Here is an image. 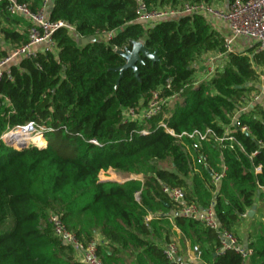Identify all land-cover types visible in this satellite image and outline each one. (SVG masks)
I'll list each match as a JSON object with an SVG mask.
<instances>
[{
	"label": "trees",
	"instance_id": "trees-1",
	"mask_svg": "<svg viewBox=\"0 0 264 264\" xmlns=\"http://www.w3.org/2000/svg\"><path fill=\"white\" fill-rule=\"evenodd\" d=\"M15 1L32 11L42 4ZM145 1L153 10L186 0ZM7 5L0 0V35L7 45L0 46V59L28 40V21L10 16ZM50 7L51 22L68 23L82 39L94 40L78 43L58 29L55 52L14 62L10 74L1 75L0 136L32 122L42 139L21 148L0 140V264H84L53 234L49 211L84 244L98 234L103 264H182L169 262L160 245L174 238L179 257L197 255L194 264H241L233 251L216 253V234L180 216V205L167 198L163 185L183 189L185 202L201 209L213 204L218 223L235 235L240 218L258 201L245 246L252 250L249 264H264L262 54L254 48L228 52L209 79L197 82L196 64L222 51L223 37L206 17L144 26L134 22L135 0H51ZM104 31L115 32L107 42L97 37ZM137 40L158 61L142 58L138 76L124 70L116 87L114 69L125 62L117 51ZM156 91L159 98H174L149 120L126 117V110L140 111ZM255 95L260 99L247 107ZM234 118L246 132L233 128ZM207 129L212 135L194 150L184 134ZM18 135V143L31 140ZM167 159L171 169L156 164ZM108 170L141 178L100 181ZM222 171L215 186L213 177Z\"/></svg>",
	"mask_w": 264,
	"mask_h": 264
},
{
	"label": "built area",
	"instance_id": "built-area-1",
	"mask_svg": "<svg viewBox=\"0 0 264 264\" xmlns=\"http://www.w3.org/2000/svg\"><path fill=\"white\" fill-rule=\"evenodd\" d=\"M6 1L8 2L6 11L10 16H20L28 21V26L25 29L28 40L22 46L8 49L7 56L0 59V78L3 73L7 76L10 74L8 69L14 62L33 59L42 51L55 52L56 44L53 40V34L58 29H66L70 34L75 36L78 41L82 42L83 39L77 35L75 28L72 25L63 21L51 22L48 19V10L51 0H42L41 7L36 11H32L28 5L18 3L15 0ZM135 2L136 17L134 22L144 26H154L160 21L176 20L182 16L196 14L206 17L209 22H211L213 18H217L219 21L223 22L227 30L226 33L222 35V51L208 55L207 59L215 58L221 63L228 52H243L242 40L251 41L252 43L248 48H254L256 53H260L264 57V0H229V5L226 9L215 7V0H186L174 7L153 10L149 8L145 0H135ZM1 26L2 21L0 19V27ZM114 33V31H104L97 37L102 41L107 42ZM216 67L217 66H209L207 71L200 78H198L197 75L195 80L197 82L206 81L215 72ZM262 71L264 72V66L262 67ZM261 80L263 84L261 89L264 91V75L261 76ZM166 84V87L169 88L168 80L166 81ZM158 93L159 91L154 92L152 98L149 99L140 111L137 108L126 110V117L145 121L149 120L161 110L162 106L170 103L174 98V96L159 98ZM259 99V95L253 96L247 107L249 106L251 108L252 103ZM241 110L245 111L246 107ZM232 124L233 128H239L241 131L246 132V128L241 127L236 118H234ZM160 126L173 134L163 122ZM9 131H14L15 134L10 138L2 139V136L5 135L6 132L0 136V140L14 148L19 147V143L15 140V138L19 136L18 134H26L31 139L33 136H42V134L36 130L32 122H28L23 126H17ZM228 133L229 132H225V135ZM184 135L192 140V148L195 150L198 149V145L201 141L207 140L208 137L212 135V131L210 129H207L205 132L194 130L192 133H186ZM216 140L221 144L222 138H216ZM228 140L235 141L232 136H228ZM179 141L180 140H178V142ZM90 142L97 144L95 140H90ZM25 143L28 144V142ZM199 161H204V157H199ZM260 171L261 166H256L255 172L259 173ZM222 176L223 171L214 175L212 182L215 186L220 182ZM161 190L172 203L180 205L178 210L180 216L198 221L204 227L212 230L216 234L218 240L216 253L222 254L226 251H233L240 256L241 264H249L252 250L247 248L245 244L241 243L232 231L223 228L218 223L213 211V204H210L205 209H201L195 204L186 203L184 191L179 187L163 185ZM244 216H247V214H244L242 217ZM47 222L51 226L53 234L57 237L60 243L73 249L77 259L84 264H103L97 255V242L95 240L90 241L87 244L81 242L74 233L64 226L60 216L54 212L48 214ZM178 250V246L171 243L163 248V254L169 262L177 261V258L179 257ZM180 261L182 264H194L189 259L180 258Z\"/></svg>",
	"mask_w": 264,
	"mask_h": 264
},
{
	"label": "water",
	"instance_id": "water-1",
	"mask_svg": "<svg viewBox=\"0 0 264 264\" xmlns=\"http://www.w3.org/2000/svg\"><path fill=\"white\" fill-rule=\"evenodd\" d=\"M52 7H49V10H51ZM94 37H89L88 39H83L82 42L78 41V43L87 44L89 41H93ZM131 48L130 49H124L117 51L118 54L122 56L124 59V64L116 69L114 71H117L119 73V77L116 80L115 86L117 87L122 75V72L124 70H131L135 77L138 76V71L136 64L142 62V58H146L152 63L158 61V56L156 52H150L148 49H146L144 43L142 41H130ZM12 144V143H11ZM26 145V143H19V147H23ZM255 205L251 207V209L248 211L247 215L250 217L254 213ZM177 261H180V258H177Z\"/></svg>",
	"mask_w": 264,
	"mask_h": 264
},
{
	"label": "crops",
	"instance_id": "crops-1",
	"mask_svg": "<svg viewBox=\"0 0 264 264\" xmlns=\"http://www.w3.org/2000/svg\"><path fill=\"white\" fill-rule=\"evenodd\" d=\"M228 5H229V0H215V2H214V6L217 8H221V9H226L228 7ZM211 24H212L213 28L216 31H218L221 35L226 33L227 28H226L225 24L223 22L219 21L217 18H213L211 21ZM251 43H252L251 41H248V40L243 41L242 40V49L247 50ZM0 45H4L5 47L7 46L6 43L3 42L1 35H0ZM126 180H128V179H126ZM255 204H256L255 205V209H256V206L260 205V203L257 201ZM255 214L256 213L254 210V213L252 214V216H254ZM252 216L249 217L247 215V216L241 217L239 222L237 223V225L235 227L236 236L238 237L239 241L243 244H245V241H246L247 233L249 231L250 218ZM94 239L98 243L101 242V238L98 234H96L94 236ZM160 245L164 247V245L162 243ZM180 258L189 259V260H192L194 262H197V255L190 254L189 251H187L182 256H180Z\"/></svg>",
	"mask_w": 264,
	"mask_h": 264
},
{
	"label": "rangeland",
	"instance_id": "rangeland-1",
	"mask_svg": "<svg viewBox=\"0 0 264 264\" xmlns=\"http://www.w3.org/2000/svg\"><path fill=\"white\" fill-rule=\"evenodd\" d=\"M139 41H141V40H139ZM0 46H2L3 48L5 47L4 45H0ZM218 65H220L219 60H216L215 58L207 59V56H206L204 59H202L201 61H199L196 64L195 72H197L198 78H200L207 71L209 66L215 67V66H218ZM259 83H260L261 86L263 85L261 81ZM190 90H191V88L187 89V91H190ZM35 137L33 136V138H35ZM38 138H40V140H41L42 136L38 137ZM34 140L29 141L28 144H26V145H29V144L30 145H34V144L36 145L37 144V140H35V141ZM156 164L159 167H161V168L171 169V162H170L169 159H167V160H165L163 162H156ZM130 178H141V176L140 175L133 176V175L122 174V173L115 172L113 170H108L106 173H100L99 176H98V179L100 181L109 180V181L121 182V181H124L126 179H130ZM49 213H50V211L48 212V214ZM48 214H47V216H48ZM46 222H47V219H46ZM170 242L172 244H176L178 246L177 238L172 239ZM164 247H165V245H164ZM178 249H179V246H178ZM189 252H190V254H193L191 251H189Z\"/></svg>",
	"mask_w": 264,
	"mask_h": 264
},
{
	"label": "bare ground",
	"instance_id": "bare-ground-1",
	"mask_svg": "<svg viewBox=\"0 0 264 264\" xmlns=\"http://www.w3.org/2000/svg\"><path fill=\"white\" fill-rule=\"evenodd\" d=\"M10 132L13 133V134H12L11 136L6 137L7 134L10 133ZM14 134H15L14 131H8L5 135L2 136V139L10 138V137H12ZM27 136H28V135H27ZM29 139H31V138L29 137ZM34 139L37 140V143L40 141V138H38V137L33 138V140H34ZM15 140H16V138H15ZM31 140H32V139H31ZM31 140H29V141H31ZM35 140H34V141H35ZM29 141H27V142H29ZM19 143H25V142H19Z\"/></svg>",
	"mask_w": 264,
	"mask_h": 264
}]
</instances>
